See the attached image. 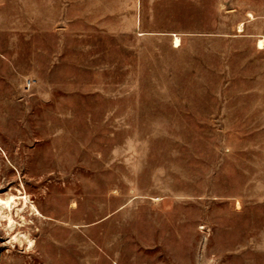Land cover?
<instances>
[{"label": "rangeland", "instance_id": "obj_1", "mask_svg": "<svg viewBox=\"0 0 264 264\" xmlns=\"http://www.w3.org/2000/svg\"><path fill=\"white\" fill-rule=\"evenodd\" d=\"M32 7L34 66H0V264H264V0Z\"/></svg>", "mask_w": 264, "mask_h": 264}, {"label": "crops", "instance_id": "obj_2", "mask_svg": "<svg viewBox=\"0 0 264 264\" xmlns=\"http://www.w3.org/2000/svg\"><path fill=\"white\" fill-rule=\"evenodd\" d=\"M34 6V0H27ZM20 26L19 0H0V66L10 71L12 66H20V55L27 56V64L34 66L36 49L35 15L31 13ZM50 28L46 29L49 37ZM45 37V26L42 29V38ZM4 70V71H6Z\"/></svg>", "mask_w": 264, "mask_h": 264}, {"label": "bare ground", "instance_id": "obj_3", "mask_svg": "<svg viewBox=\"0 0 264 264\" xmlns=\"http://www.w3.org/2000/svg\"><path fill=\"white\" fill-rule=\"evenodd\" d=\"M263 40H261L259 42V49H263L264 48V45H263ZM181 45V41L179 38H176L175 40V47H180ZM19 199V198H17ZM17 199H15L14 197L6 200V201H0V204L3 205V207L7 208V209H11L13 204H16L17 202ZM25 199V198H24ZM26 205H27V202H26V199L25 201L23 202V209L26 208ZM4 209V208H3ZM13 209V208H12ZM11 219V218H10ZM13 223V222H12ZM30 244H32V242H30Z\"/></svg>", "mask_w": 264, "mask_h": 264}]
</instances>
